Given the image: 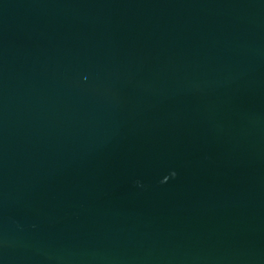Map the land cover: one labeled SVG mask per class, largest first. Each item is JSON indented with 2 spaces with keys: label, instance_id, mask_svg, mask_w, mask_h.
<instances>
[{
  "label": "water",
  "instance_id": "obj_1",
  "mask_svg": "<svg viewBox=\"0 0 264 264\" xmlns=\"http://www.w3.org/2000/svg\"><path fill=\"white\" fill-rule=\"evenodd\" d=\"M0 264H264V0H0Z\"/></svg>",
  "mask_w": 264,
  "mask_h": 264
}]
</instances>
